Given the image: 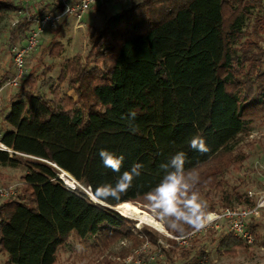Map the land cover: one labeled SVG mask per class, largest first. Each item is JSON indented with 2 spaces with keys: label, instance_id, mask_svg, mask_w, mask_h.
<instances>
[{
  "label": "trees",
  "instance_id": "16d2710c",
  "mask_svg": "<svg viewBox=\"0 0 264 264\" xmlns=\"http://www.w3.org/2000/svg\"><path fill=\"white\" fill-rule=\"evenodd\" d=\"M18 8L0 0V23ZM52 10L46 4L32 15ZM69 20L49 30L0 109L1 142L10 150H0V171L18 172L16 194L0 205V264H59L61 252L101 254L125 240L142 261L203 264L206 233L179 247L144 224L137 229L136 220L113 207L143 203L165 174L161 166L178 152L185 153V169L198 172L196 191L208 211L217 208L207 201L213 190L222 208L256 205L225 174L245 160L242 137L264 127V0H130L88 26L84 54L64 59L62 26ZM30 26L24 18L10 28L9 44L23 43ZM8 76L0 77V87ZM130 111L137 113L132 120ZM194 136L204 139L207 152L190 147ZM101 149L124 157L119 173L103 165ZM137 163L141 174L119 199H91L98 186L114 185ZM62 173L77 185L66 186ZM183 228L165 224L175 236L193 230ZM247 228L255 242L264 241L262 222L251 218ZM211 242L219 256L248 247L230 232Z\"/></svg>",
  "mask_w": 264,
  "mask_h": 264
},
{
  "label": "rangeland",
  "instance_id": "374dc122",
  "mask_svg": "<svg viewBox=\"0 0 264 264\" xmlns=\"http://www.w3.org/2000/svg\"><path fill=\"white\" fill-rule=\"evenodd\" d=\"M15 5L20 8L23 6L21 2L18 0H11ZM139 1V0H137ZM51 0H45L41 4H37V8H42L45 4H51ZM130 4V0H100L96 5H94L90 11L85 15L83 22L77 24L76 22H69L66 25L62 26V42L65 44L64 50V59L71 58L76 53L84 54L88 50V37L89 30L88 26L93 24H98L102 21L105 12L113 13L120 11L124 8H127ZM100 5V6H97ZM32 6H30L31 8ZM50 7V6H49ZM97 7L100 8L99 11L95 12ZM15 12H10L0 23V77L6 72L9 73L7 79L3 82V85L0 87V109L4 106H7L10 102L12 95L16 92L18 87H11L8 85L9 80L15 74V67L12 61L11 56V47L17 43L9 44L7 38L9 35L10 28H13L12 21L15 20ZM85 24V25H84ZM52 33L48 31L42 38V44L50 39ZM19 44V43H18ZM40 47V46H39ZM37 48L27 59V67L30 68L33 65V62L38 58L40 48ZM47 64L54 63L56 66L62 62L60 59L50 60L46 59ZM46 64V63H45ZM46 66V65H44ZM33 67V66H32ZM39 71L43 70V67L38 69ZM20 85V84H19ZM239 149L243 154L244 161H241L234 165H229L226 170L225 178L231 181H237L241 184L240 192H247L250 197L257 199L260 194L264 191V127L256 128L250 135L243 136L240 143ZM242 156V155H240ZM240 158V157H239ZM64 174V178L66 179ZM18 172L12 170H2L0 171V187H16L18 184ZM69 180V179H68ZM69 182H71L69 180ZM207 201L214 203L216 205V210L213 213L220 214L222 208L219 205L218 197L220 193L218 191H212L211 195ZM251 194V195H250ZM92 198V197H91ZM213 198V199H212ZM211 200V201H210ZM95 201V200H94ZM134 206L138 207L140 210L148 213L153 216L157 221H159L163 227L164 232L159 231L158 229L148 225V224H140L137 221L135 227L138 229L141 225H146L151 229L156 230L161 235L166 236L172 240H175L171 236L176 237L175 235L169 233L165 229V224L162 223L152 211L149 210L146 199L143 203L135 204ZM236 208H243V206H237ZM261 210L259 216L254 217L264 224V211ZM130 218V217H125ZM133 219V218H130ZM134 220V219H133ZM249 222V220H248ZM209 230H215L216 233L209 232ZM195 231V229L191 230L189 233ZM197 235L205 234V238L207 240V251L208 255L203 259V264H264V241L263 242H254L252 245H248V247L244 250H239L235 255H217L215 252V243L213 244L211 241L213 239L218 240L222 233L230 232V228L228 223L225 220H218L217 222H213L209 224L207 227H204L200 230H197ZM214 232V231H213ZM194 236V237H195ZM193 235L190 239L186 240V243H179L175 240L176 244L179 247H189L193 243ZM165 244V242H162ZM130 246V242L127 240L118 242L103 253H98L96 251L88 250L81 251L77 249L75 253L69 254L66 252L60 253V261L59 264H131L134 260L140 261V264H159L154 261L155 257H151L150 261H142L139 257V250H129L127 249ZM146 246V245H145ZM144 246V247H145ZM132 258V259H131ZM161 258L162 264H170L163 263L164 258ZM137 261V262H138ZM179 262V263H178ZM177 264H180V260H177Z\"/></svg>",
  "mask_w": 264,
  "mask_h": 264
},
{
  "label": "clouds",
  "instance_id": "9594fccd",
  "mask_svg": "<svg viewBox=\"0 0 264 264\" xmlns=\"http://www.w3.org/2000/svg\"><path fill=\"white\" fill-rule=\"evenodd\" d=\"M135 111H130V120L136 117ZM190 147L199 152H207L208 148L204 139L194 136L190 141ZM99 156L106 168L113 172H120L123 159L122 155L101 149ZM165 169L160 183L148 192L145 196L150 211L164 224L170 228L183 232L184 225H189L195 230H200L212 223L217 216L208 211L206 201L200 198L196 186L200 177L195 169H185V153L178 152L171 157L167 164L161 166ZM142 165L134 164L129 171H124L116 180L115 184H102L95 191L97 202H101L109 197L119 199L133 183L136 177L141 174ZM168 195H165V193ZM171 199V204L168 203ZM264 206V204L260 205Z\"/></svg>",
  "mask_w": 264,
  "mask_h": 264
},
{
  "label": "built area",
  "instance_id": "2783aa9c",
  "mask_svg": "<svg viewBox=\"0 0 264 264\" xmlns=\"http://www.w3.org/2000/svg\"><path fill=\"white\" fill-rule=\"evenodd\" d=\"M18 1L21 2L23 6L21 8L19 7L16 10V17L15 20L12 21V25L16 26L20 23L22 19L26 18L29 22H31V26L27 31L24 42L21 44L13 45L10 50L12 61L15 67V74L8 82V85H10L11 87L19 86L20 82L26 74L27 58L39 47L41 43V38L50 29L56 28L67 17L73 19L77 24H80L84 16L100 0H51V4L57 7V10H52L34 17L32 15L33 10H31V8L34 5H37L39 2H43L45 0ZM30 6L32 7L30 8ZM0 150H9L1 142V134ZM64 174L67 175L66 179L64 178ZM59 177L64 182V184L70 188H74L75 185H77V182L66 173H62ZM68 179L71 182H69ZM15 194V187H0V205L3 201ZM262 204H264V191L256 199V205L243 208H226L222 210L220 214L215 213L217 219H215L213 222H217L220 219L225 220L229 225L230 233L235 238L244 241L248 245H252L255 242V238L253 233L247 228L248 220L260 215L261 210L264 209V206H260ZM208 225H206L205 227H207ZM197 232L198 231L195 230L183 236L171 237L177 240L179 243H186V240L190 239L192 235L194 237ZM133 261L134 262H131V264H140V261L138 260L133 259Z\"/></svg>",
  "mask_w": 264,
  "mask_h": 264
},
{
  "label": "bare ground",
  "instance_id": "6f19581e",
  "mask_svg": "<svg viewBox=\"0 0 264 264\" xmlns=\"http://www.w3.org/2000/svg\"><path fill=\"white\" fill-rule=\"evenodd\" d=\"M92 199L96 201V199L91 195ZM131 205V208H124L123 205L115 207L123 216L136 219L140 224H148L162 232H164L163 227L159 221H157L153 216L148 213L140 210L138 207L132 204H124ZM138 210V211H137Z\"/></svg>",
  "mask_w": 264,
  "mask_h": 264
},
{
  "label": "crops",
  "instance_id": "0c3cea01",
  "mask_svg": "<svg viewBox=\"0 0 264 264\" xmlns=\"http://www.w3.org/2000/svg\"><path fill=\"white\" fill-rule=\"evenodd\" d=\"M128 1H129V0H128ZM41 3H42V2H39L38 4H41ZM45 5H46V4H45ZM45 5H43V6H45ZM97 6H100V5H97ZM37 7H38V6L34 5V6L31 8V10H33V11H35V10L38 11L39 8H37ZM84 17H85V16H84ZM83 19H84V18H83ZM69 22H70V23H71V22L74 23L75 21H74L73 19L70 18ZM69 22H68V23H69ZM81 22H83V20H82ZM84 25H85V24H84Z\"/></svg>",
  "mask_w": 264,
  "mask_h": 264
},
{
  "label": "snow or ice",
  "instance_id": "6c2138e0",
  "mask_svg": "<svg viewBox=\"0 0 264 264\" xmlns=\"http://www.w3.org/2000/svg\"><path fill=\"white\" fill-rule=\"evenodd\" d=\"M165 195H168V193L166 192ZM168 203L171 204V199H169ZM122 207H124V208H131V205H123Z\"/></svg>",
  "mask_w": 264,
  "mask_h": 264
},
{
  "label": "water",
  "instance_id": "95a60500",
  "mask_svg": "<svg viewBox=\"0 0 264 264\" xmlns=\"http://www.w3.org/2000/svg\"><path fill=\"white\" fill-rule=\"evenodd\" d=\"M91 195H92V194L90 193V197H91ZM92 196H93V195H92ZM91 199H92V198H91ZM92 200H93V199H92ZM93 201H94V200H93ZM94 202H97V201H94ZM113 208H114L116 211H118L115 207H113ZM118 212H119V211H118ZM119 214L122 215L120 212H119ZM122 216H123V215H122ZM124 217H126V216H124ZM159 231H160V230H159Z\"/></svg>",
  "mask_w": 264,
  "mask_h": 264
}]
</instances>
